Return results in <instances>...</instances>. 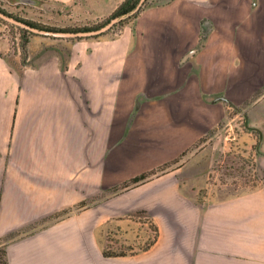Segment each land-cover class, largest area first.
Returning <instances> with one entry per match:
<instances>
[{"label":"crops","instance_id":"obj_1","mask_svg":"<svg viewBox=\"0 0 264 264\" xmlns=\"http://www.w3.org/2000/svg\"><path fill=\"white\" fill-rule=\"evenodd\" d=\"M42 1L79 24H95L124 0ZM128 16L116 36L97 41L36 38L22 79L20 51L0 39V107L12 108L18 98V108H26L13 143L16 164L51 157L62 172L49 181L61 187L82 167L86 176L71 188L92 194L98 164L104 172L98 182L105 186L136 177L184 183L176 175L192 167L194 144L213 126L241 119L245 110L255 119L254 109L264 108V0H145L118 22ZM206 150L202 144L197 152ZM161 166L170 169L160 173ZM60 206L45 203L41 213ZM164 215L163 233L174 229L165 247L160 242L139 256L148 264H190L197 227L178 230L175 210ZM24 220L20 216L10 229ZM214 234L207 241L216 245ZM175 240L185 243L173 248ZM77 252L75 239L36 233L15 239L0 264H77Z\"/></svg>","mask_w":264,"mask_h":264},{"label":"rangeland","instance_id":"obj_2","mask_svg":"<svg viewBox=\"0 0 264 264\" xmlns=\"http://www.w3.org/2000/svg\"><path fill=\"white\" fill-rule=\"evenodd\" d=\"M24 1L0 0V9L53 31L95 30L111 21L106 18L95 24H79L66 11H55L47 1ZM121 28L118 22L96 35L58 37L34 33L0 17V39L20 51L21 79L30 66L28 45L36 38L52 44L77 45L110 34L116 36ZM57 54L64 55L62 50ZM260 93L264 95V87ZM11 107H0V263L15 239L55 233L75 239L77 264L87 259L90 264H148L142 261L144 255H139L160 242L165 247L174 229L171 225L163 233L159 218L167 221L164 214L174 209L176 229L197 227L198 240L191 244L190 264H264V108L254 109L255 119H249V110H245L241 119L224 118L213 126L194 144L192 156L196 159L192 167H184L176 175L184 183L173 184L159 177L105 186L98 182L104 173L99 172L98 164L96 191L92 194L71 188L86 176L82 167L64 179L61 187L49 181L55 172H62L51 157H27L24 167L15 163L13 143L26 108H18V98ZM202 144L207 150L197 152ZM42 167L47 168L46 173ZM168 168L161 166L158 171ZM181 194L188 200H179ZM45 203L61 206L42 214ZM20 216L24 222L10 229ZM214 232L216 245L207 241L215 236ZM182 243L185 242L173 241V248Z\"/></svg>","mask_w":264,"mask_h":264},{"label":"water","instance_id":"obj_3","mask_svg":"<svg viewBox=\"0 0 264 264\" xmlns=\"http://www.w3.org/2000/svg\"><path fill=\"white\" fill-rule=\"evenodd\" d=\"M145 0H141V3L144 2ZM140 5V4H139ZM139 5H137L135 7V9H138ZM134 9V10H135ZM0 17L10 21V23L21 26L23 28H26L28 30H31L34 33H38V34H46V35H52V36H58V37H64V36H73V37H77V36H87V35H96L99 33H102L104 31H106L110 26H112L114 23L118 22V18H113L111 19V21H109L105 26H102L98 29H90V30H84V31H73V30H69V31H53L52 29H42V28H38L36 26L31 25V23L18 19L14 16H11V14L3 11L0 9Z\"/></svg>","mask_w":264,"mask_h":264},{"label":"trees","instance_id":"obj_4","mask_svg":"<svg viewBox=\"0 0 264 264\" xmlns=\"http://www.w3.org/2000/svg\"><path fill=\"white\" fill-rule=\"evenodd\" d=\"M139 3H140V0H124L123 2H122V4L121 5H119L118 7H117V9H115V11L112 13V15L108 18V19H113V18H118V17H120V16H123V15H127V14H129L130 12H132L134 9H135V7L137 6V5H139ZM135 14V13H134ZM132 16V15H131ZM131 16H128L126 19H128V18H130ZM125 19V20H126ZM21 20H23V19H21ZM25 21H27V20H25ZM27 22H29V23H31V25H33V26H37L35 23H32L31 21H27ZM123 22H124V20H121L120 22H119V25H122L123 24ZM73 30V29H72ZM73 31H75V30H73ZM27 41H28V39H27ZM141 177H136L135 179H134V181H138L139 179H140Z\"/></svg>","mask_w":264,"mask_h":264}]
</instances>
